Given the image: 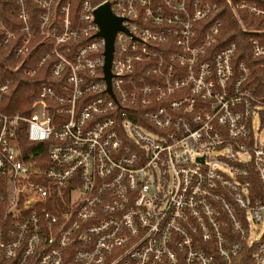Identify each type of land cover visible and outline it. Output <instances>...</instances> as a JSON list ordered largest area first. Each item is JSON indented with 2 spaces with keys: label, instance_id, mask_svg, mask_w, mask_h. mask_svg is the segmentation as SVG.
I'll list each match as a JSON object with an SVG mask.
<instances>
[{
  "label": "built area",
  "instance_id": "1",
  "mask_svg": "<svg viewBox=\"0 0 264 264\" xmlns=\"http://www.w3.org/2000/svg\"><path fill=\"white\" fill-rule=\"evenodd\" d=\"M75 1L34 0L51 47L30 64L34 34L16 0L26 37L11 49L17 62L0 67L32 76L51 61L53 81L29 114L0 111V264H231L244 246L264 264V102L233 62L236 43L213 48L223 24L205 22L216 6ZM103 3L122 26L110 88L94 13ZM226 3L241 23L242 12L264 16ZM243 29L264 57V29ZM0 32L4 48L14 33ZM9 84L0 72V103Z\"/></svg>",
  "mask_w": 264,
  "mask_h": 264
},
{
  "label": "trees",
  "instance_id": "2",
  "mask_svg": "<svg viewBox=\"0 0 264 264\" xmlns=\"http://www.w3.org/2000/svg\"><path fill=\"white\" fill-rule=\"evenodd\" d=\"M26 5V10L30 22V30L34 36L30 39V64L34 63L44 52L51 46V43L42 42L43 38L37 34L39 28L38 16L43 9L38 6L34 0H23ZM79 0H76L77 3ZM216 6L215 11L205 23H211L214 20H221L223 24L222 33L219 35L217 42L213 45L214 49H220L230 42H235L237 52L233 57V62L239 64L244 62L248 69L249 75L245 85L264 102V57H253L250 48V38L255 34L245 31L243 28L264 29V16L254 19H248L245 12H242V23L235 17L232 10L226 3V0H211ZM240 2L242 0H232ZM247 2L256 5L264 10V0H246ZM18 5L16 0H0V23L5 29L14 33V38L10 45L0 47V60L7 63L10 67L13 66L17 59L11 56L13 46L20 44L26 37L22 31V23L17 20ZM1 36V32H0ZM51 61L44 68L39 69L32 76H27L22 67L14 70L3 69L0 67L2 77L9 80L10 84L7 91L1 96L0 111L6 114H29L30 104L34 98L38 96L39 88L42 83L53 81L48 74V68ZM20 144L35 150L37 153H44L46 143L30 142L24 134L18 136ZM34 153V157H35ZM231 264H254L248 247L244 246L236 255L233 256Z\"/></svg>",
  "mask_w": 264,
  "mask_h": 264
},
{
  "label": "water",
  "instance_id": "3",
  "mask_svg": "<svg viewBox=\"0 0 264 264\" xmlns=\"http://www.w3.org/2000/svg\"><path fill=\"white\" fill-rule=\"evenodd\" d=\"M95 20L99 25V31L97 35L103 36L106 40L105 45V63H104V71H105V78L108 82L109 87V80H110V62L112 57V50H113V38L114 34L117 30L122 29L120 24V19L116 18L109 7L108 3H103L99 5L95 10Z\"/></svg>",
  "mask_w": 264,
  "mask_h": 264
},
{
  "label": "rangeland",
  "instance_id": "4",
  "mask_svg": "<svg viewBox=\"0 0 264 264\" xmlns=\"http://www.w3.org/2000/svg\"><path fill=\"white\" fill-rule=\"evenodd\" d=\"M258 129H259L258 118H256L255 119V123H254V130L257 131ZM259 133H260L261 137L264 135V126H262V128L259 131ZM253 233H254V231H253ZM251 234H252V232H251Z\"/></svg>",
  "mask_w": 264,
  "mask_h": 264
}]
</instances>
